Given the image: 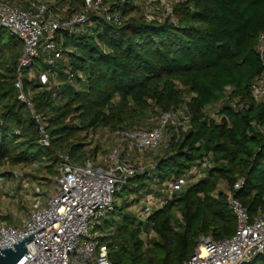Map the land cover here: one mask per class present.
<instances>
[{
    "label": "trees",
    "instance_id": "obj_1",
    "mask_svg": "<svg viewBox=\"0 0 264 264\" xmlns=\"http://www.w3.org/2000/svg\"><path fill=\"white\" fill-rule=\"evenodd\" d=\"M147 1L109 4L120 16L117 24L91 14L77 31L56 33L60 59L41 53L33 76L24 73L48 148L39 145L38 127L18 100L22 41L0 27V167L27 170L41 189L34 197L41 199L58 155L97 166L100 146L89 137L101 132L108 140L115 130L139 129L152 117L178 111L182 124L169 126L168 144L152 152L156 169L128 178L117 193L126 197L93 232H99V245L120 246L131 264H183L201 235L216 241L234 235L229 194L250 218L264 213V93H253L263 75L257 45L264 0H179L166 18L150 21L141 14ZM40 74L49 84L41 85ZM171 181L181 187L169 194ZM237 182L242 185L234 189ZM130 194L135 202L153 195L163 204L142 222L128 211L135 203L127 202ZM108 248L111 264H118ZM245 264H264V252Z\"/></svg>",
    "mask_w": 264,
    "mask_h": 264
},
{
    "label": "built area",
    "instance_id": "obj_2",
    "mask_svg": "<svg viewBox=\"0 0 264 264\" xmlns=\"http://www.w3.org/2000/svg\"><path fill=\"white\" fill-rule=\"evenodd\" d=\"M21 1L26 8L0 0V27L12 31L22 41L15 83L18 100L26 106L38 127L39 145L48 148L50 137L24 89V73L31 74L41 53L51 54L53 60L60 59L61 50L53 41L56 33L77 31L89 22L91 14L100 15L113 24L119 23L120 16L105 0H84L66 17L53 13L47 0ZM257 51L263 66V75L253 87V93L258 97L264 93V35L259 38ZM38 77L41 85L49 84L47 75ZM176 122V113L167 111L148 130L118 129L107 134L106 138L129 145L137 155H144L162 146L168 127ZM58 158L57 172L51 181L53 193L42 207L31 213L25 227L0 225V250L12 247L34 233L35 237L26 243L27 251L18 264H111L107 247L99 245L93 229L122 202L117 193L128 178L139 172L155 170L157 162L152 160L143 166H135L123 160L116 147L108 152L102 166H95L89 160L79 165L68 155H58ZM28 179L27 170L12 172L5 188L1 189L0 200H7L8 195L13 197L16 189ZM241 185L237 182L234 189ZM167 186L172 194L180 189L181 183L171 181ZM228 202L236 216L234 235L219 241L201 235L193 255L183 264H245L264 252V213L250 218L247 210L230 194ZM162 204L161 199L145 202L139 209L140 216L148 215ZM53 220L56 222L51 224Z\"/></svg>",
    "mask_w": 264,
    "mask_h": 264
},
{
    "label": "rangeland",
    "instance_id": "obj_3",
    "mask_svg": "<svg viewBox=\"0 0 264 264\" xmlns=\"http://www.w3.org/2000/svg\"><path fill=\"white\" fill-rule=\"evenodd\" d=\"M80 0H47V5L50 7L53 11V13L58 14L61 17H66L69 12L72 9H76L77 6H75V2ZM179 0H149L147 1L146 5L142 7L141 14L143 17H145L148 21L150 20H163L166 18L174 6V4ZM117 0H108L107 5L111 3H116ZM139 15V14H138ZM33 72V71H32ZM32 72L30 77H32ZM177 116V122L175 125L172 126V129L175 130L182 122L180 121L181 114L177 111H175ZM158 123V117L150 118L142 127H138L139 129L148 130L152 127H154ZM101 132H98L95 136L89 137L88 139H93L94 143L93 145H96L99 143V150L94 158V163L97 166L104 165L105 158L108 154V152L113 148L116 147L119 150V153L121 154V157L123 160H128L135 166H143L147 162H151L154 158L153 153H146L144 155H137L132 148H130L129 145L126 144H117L114 142V140L109 139L105 140L103 138V134H100ZM171 130H167L164 141L162 145H167L168 141L170 139ZM88 140V141H89ZM87 141V142H88ZM21 168H11L10 166H1L0 167V196H1V189L5 188L6 181L9 180L10 173L13 171L20 170ZM41 176V175H40ZM37 183L33 182L32 180H27L23 184H21V190L17 192V190L14 192V196H18V203L13 201L14 199L8 195L7 200H0V225H13L18 228H23L29 221V217L31 212L34 210L42 207L48 196L53 193L52 186L50 184V187L48 189V192H46L44 198H36L34 197V194L37 192H40V187H36ZM44 190V189H42ZM126 196H120L119 198L124 199ZM10 199V200H9ZM127 202H135L136 199L135 195H128ZM155 199L153 195H147L145 198L141 199L139 202H135L129 206L128 211L132 212L136 216H139L142 219V222H144V219L147 217L144 215L143 217L140 216L139 209L143 204L147 201H151ZM37 201H40L37 203ZM22 206V207H21ZM8 218V219H6ZM105 218V217H104ZM107 219H110L111 217H106ZM103 220V219H102ZM101 220V221H102ZM100 221V222H101ZM99 222V223H100ZM98 223V224H99ZM94 233V232H93ZM94 235L97 237L99 235V232H95ZM149 235H152L151 232ZM105 245V244H103ZM106 246V245H105ZM108 248V247H107ZM109 249V254L111 253L113 256H117L118 258V264H131L130 259L128 258V254L122 253L120 246H113Z\"/></svg>",
    "mask_w": 264,
    "mask_h": 264
},
{
    "label": "water",
    "instance_id": "obj_4",
    "mask_svg": "<svg viewBox=\"0 0 264 264\" xmlns=\"http://www.w3.org/2000/svg\"><path fill=\"white\" fill-rule=\"evenodd\" d=\"M55 222L56 221L53 220V222L51 224H53ZM51 224H49V225H51ZM49 225H47V226H49ZM42 229H40V230H42ZM40 230H38V231H40ZM34 237L35 236L33 233L30 236L21 240L19 243L15 244L14 246L9 247V248H5V249H1L0 250V264H18L21 261V258L24 256V254L27 251L26 247H25L26 243Z\"/></svg>",
    "mask_w": 264,
    "mask_h": 264
},
{
    "label": "crops",
    "instance_id": "obj_5",
    "mask_svg": "<svg viewBox=\"0 0 264 264\" xmlns=\"http://www.w3.org/2000/svg\"><path fill=\"white\" fill-rule=\"evenodd\" d=\"M3 1L10 3L12 5H15V6H19L23 9L27 7L26 4L22 2L21 0H3Z\"/></svg>",
    "mask_w": 264,
    "mask_h": 264
}]
</instances>
